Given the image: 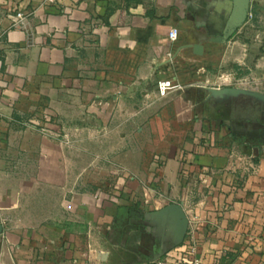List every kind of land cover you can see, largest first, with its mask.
Instances as JSON below:
<instances>
[{
	"label": "crops",
	"instance_id": "crops-1",
	"mask_svg": "<svg viewBox=\"0 0 264 264\" xmlns=\"http://www.w3.org/2000/svg\"><path fill=\"white\" fill-rule=\"evenodd\" d=\"M241 2L0 0V147L48 153L20 121L77 98L124 138L159 133L153 162L124 154L123 201L73 193L55 221L21 222L0 155V264H173L192 242L202 264H264V0L229 27Z\"/></svg>",
	"mask_w": 264,
	"mask_h": 264
},
{
	"label": "rangeland",
	"instance_id": "rangeland-1",
	"mask_svg": "<svg viewBox=\"0 0 264 264\" xmlns=\"http://www.w3.org/2000/svg\"><path fill=\"white\" fill-rule=\"evenodd\" d=\"M43 103L34 113L23 117L20 124L31 129V140L39 137L51 143L48 153L39 149L0 147L2 169L10 175L11 181L12 178L15 182L23 179L16 216L22 219V223L29 222L27 217L41 221L51 216L55 221L58 201L69 202L73 193L84 196L106 194L118 202L123 201L121 188L124 187V178L130 175L124 164V154L144 152L145 158L153 162L151 145L159 133L133 131L126 133L124 138V130H106L104 118L96 116L89 105L78 98L75 103L77 113L64 117L45 109L42 111L41 108L45 107L55 111L52 101L47 102L48 106ZM141 144L146 148L138 150L137 146ZM62 152L63 159L57 160V154L62 155ZM148 166L145 164L139 169L141 174ZM145 182L142 180L141 185Z\"/></svg>",
	"mask_w": 264,
	"mask_h": 264
},
{
	"label": "built area",
	"instance_id": "built-area-1",
	"mask_svg": "<svg viewBox=\"0 0 264 264\" xmlns=\"http://www.w3.org/2000/svg\"><path fill=\"white\" fill-rule=\"evenodd\" d=\"M49 1H53V0H49ZM8 16L13 21H19L21 25H24V21H23L24 15L21 12H16L15 15L9 14ZM250 16L251 14L249 13L248 17ZM167 37L170 42L176 41L178 38V29L176 27H171L168 30ZM170 82H171L170 80L158 81L157 90H158L159 95L161 96L164 95L166 91L168 90V88L172 87L170 86ZM247 165H248V168H251V169L255 167L252 161H249ZM154 264H170V263H167L165 260L157 259ZM173 264H202L200 258L196 254L195 244L193 242L191 243L190 248L188 250L187 257L184 260L173 263Z\"/></svg>",
	"mask_w": 264,
	"mask_h": 264
},
{
	"label": "water",
	"instance_id": "water-1",
	"mask_svg": "<svg viewBox=\"0 0 264 264\" xmlns=\"http://www.w3.org/2000/svg\"><path fill=\"white\" fill-rule=\"evenodd\" d=\"M247 3H248V0H242L238 9L232 14V20L228 24L229 27H236L244 20L246 16ZM193 49L195 53H200L201 45L194 44ZM214 94L215 92L212 95Z\"/></svg>",
	"mask_w": 264,
	"mask_h": 264
}]
</instances>
